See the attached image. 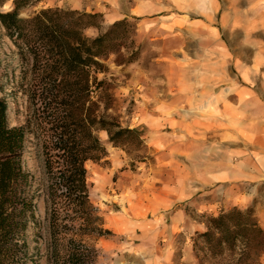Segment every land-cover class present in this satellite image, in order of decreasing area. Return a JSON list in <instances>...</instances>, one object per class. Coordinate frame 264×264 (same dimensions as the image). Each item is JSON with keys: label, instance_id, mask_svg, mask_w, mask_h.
Instances as JSON below:
<instances>
[{"label": "rangeland", "instance_id": "rangeland-1", "mask_svg": "<svg viewBox=\"0 0 264 264\" xmlns=\"http://www.w3.org/2000/svg\"><path fill=\"white\" fill-rule=\"evenodd\" d=\"M44 7L101 9L104 26L132 23L126 47L108 56V71L99 76L109 81L107 112L139 128L143 142L114 145L98 133L106 157L85 167L90 201L108 232L61 227L54 241L46 176L28 140L22 158L38 187V223L26 231L34 260L159 264L163 256L162 264H198L192 236L208 216L251 208L264 227V0H37L20 14ZM9 46L3 39L0 58ZM132 50L135 58L122 62ZM0 87L9 90L1 68ZM204 99L213 110L203 114L193 106ZM28 112L25 98L8 97L9 125L22 124Z\"/></svg>", "mask_w": 264, "mask_h": 264}, {"label": "trees", "instance_id": "trees-1", "mask_svg": "<svg viewBox=\"0 0 264 264\" xmlns=\"http://www.w3.org/2000/svg\"><path fill=\"white\" fill-rule=\"evenodd\" d=\"M8 1L10 8L0 9V46L3 39L10 42L0 58L9 86L8 91L0 87V264H38L26 234L38 223V187L22 158L26 143L36 146L46 176L50 238L55 241L61 227L108 232L90 201L85 163L106 157L100 131L114 145L143 142L139 128L122 126L107 112L109 81L99 76L108 71V56L126 47L133 25L122 18L104 26L100 12L60 7L22 16L37 0H0V6ZM88 28L97 34L87 35ZM20 96L29 112L22 124L11 126L8 97ZM192 247L198 264H261L264 228L251 208L234 206L208 216L205 229L192 236ZM70 249L74 256L77 248Z\"/></svg>", "mask_w": 264, "mask_h": 264}, {"label": "crops", "instance_id": "crops-1", "mask_svg": "<svg viewBox=\"0 0 264 264\" xmlns=\"http://www.w3.org/2000/svg\"><path fill=\"white\" fill-rule=\"evenodd\" d=\"M95 11H102L101 9H94ZM114 19H116V18H114ZM114 19H111V21L110 22H112ZM196 97H198V95L196 96ZM210 101H209V99H204V100H201V103L198 105V108H195V106H193L194 107V110H197V111H200L201 113H207V112H210V111H212L213 109H212V107L210 106V103H209ZM253 154H249V155H247L246 157H245V159H246V161L247 162H250V163H252V161H253ZM114 225H118V224H116V223H113ZM263 227V226H262ZM264 228V227H263ZM194 251V250H193ZM195 255V254H194ZM181 258V257H180ZM165 259V258H164ZM164 259H163V256H162V258L161 259H159L158 260V263L159 264H162V261H164ZM165 264V263H164Z\"/></svg>", "mask_w": 264, "mask_h": 264}]
</instances>
